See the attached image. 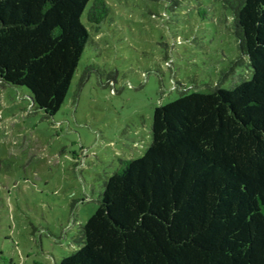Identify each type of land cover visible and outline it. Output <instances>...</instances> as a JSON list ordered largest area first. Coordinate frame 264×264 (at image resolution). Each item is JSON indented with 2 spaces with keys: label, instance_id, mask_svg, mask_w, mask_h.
<instances>
[{
  "label": "trees",
  "instance_id": "1",
  "mask_svg": "<svg viewBox=\"0 0 264 264\" xmlns=\"http://www.w3.org/2000/svg\"><path fill=\"white\" fill-rule=\"evenodd\" d=\"M229 2L252 76L176 86L146 152L105 180L60 264H264V0ZM109 12L106 0H0L1 81L58 112L91 38L83 15L99 27Z\"/></svg>",
  "mask_w": 264,
  "mask_h": 264
},
{
  "label": "rangeland",
  "instance_id": "2",
  "mask_svg": "<svg viewBox=\"0 0 264 264\" xmlns=\"http://www.w3.org/2000/svg\"><path fill=\"white\" fill-rule=\"evenodd\" d=\"M60 110L0 79V264H60L105 180L144 155L157 106L252 76L230 0H106Z\"/></svg>",
  "mask_w": 264,
  "mask_h": 264
}]
</instances>
